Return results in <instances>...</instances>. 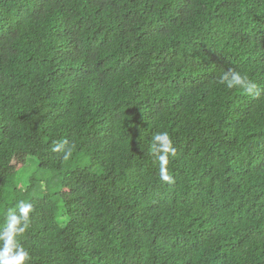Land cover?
Listing matches in <instances>:
<instances>
[{
    "label": "trees",
    "instance_id": "1",
    "mask_svg": "<svg viewBox=\"0 0 264 264\" xmlns=\"http://www.w3.org/2000/svg\"><path fill=\"white\" fill-rule=\"evenodd\" d=\"M21 201L25 264H264V0H0V232Z\"/></svg>",
    "mask_w": 264,
    "mask_h": 264
},
{
    "label": "clouds",
    "instance_id": "2",
    "mask_svg": "<svg viewBox=\"0 0 264 264\" xmlns=\"http://www.w3.org/2000/svg\"><path fill=\"white\" fill-rule=\"evenodd\" d=\"M221 83L228 89L239 88L247 95H258L257 84L234 69H228L224 73ZM152 148L154 154H157L162 162L166 160L169 154H175V148L166 132L154 135ZM70 155L71 152L66 151L64 159H68ZM162 178L164 180L169 179L168 176ZM32 211L33 205L24 201L19 202L18 212L14 209H8L6 227L0 232V264H25L29 258V253L19 245L17 237L28 228Z\"/></svg>",
    "mask_w": 264,
    "mask_h": 264
},
{
    "label": "rangeland",
    "instance_id": "3",
    "mask_svg": "<svg viewBox=\"0 0 264 264\" xmlns=\"http://www.w3.org/2000/svg\"><path fill=\"white\" fill-rule=\"evenodd\" d=\"M23 159V155L16 154L10 165L9 171H20L18 175L23 178L24 181H27L29 179H38L39 175L35 174V168L31 165L33 159L31 157H25L24 162L22 163Z\"/></svg>",
    "mask_w": 264,
    "mask_h": 264
}]
</instances>
